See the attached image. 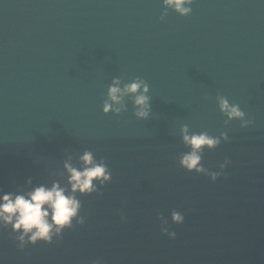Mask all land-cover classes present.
Returning <instances> with one entry per match:
<instances>
[{"label": "water", "instance_id": "1", "mask_svg": "<svg viewBox=\"0 0 264 264\" xmlns=\"http://www.w3.org/2000/svg\"><path fill=\"white\" fill-rule=\"evenodd\" d=\"M0 0V62L264 31V0Z\"/></svg>", "mask_w": 264, "mask_h": 264}, {"label": "clouds", "instance_id": "2", "mask_svg": "<svg viewBox=\"0 0 264 264\" xmlns=\"http://www.w3.org/2000/svg\"><path fill=\"white\" fill-rule=\"evenodd\" d=\"M193 0H161V7L165 10L161 13L163 20L167 10H171L180 17L187 16L191 12ZM121 81L114 79L107 89V100L102 106V113L112 111L118 114L122 110V101L125 96L133 97V115L138 120L146 119L149 115V87L141 79L136 78L120 86ZM120 106V107H117ZM217 108L227 121H239L241 128H246L251 121L245 119V113L241 111L236 103H229L228 99L218 96ZM181 140L190 148L184 153L178 165L188 173L203 174L210 182H215L225 167L229 164L225 160L219 165V171L210 172L200 165L203 149L209 151L215 149L221 140H227V134L221 133L219 138L210 136L207 133H194L189 135L187 127L181 128ZM82 167H72L69 163L64 164L65 172L68 175L67 183L70 185L68 192L58 184L53 183L50 188L38 186L30 192L23 194L4 193L0 194V229H10L17 247L23 250L25 245H34L38 242L50 243L53 238L59 239L65 229L72 227V221L82 224L83 217H78L81 207L80 201L76 198L90 195L97 192V185L103 187L111 180V173L107 166L101 161L96 162L89 151L83 152L80 157ZM95 182V183H94ZM26 183H31L30 180ZM123 220V217L121 218ZM172 224L180 225L184 217L177 211L169 214ZM168 221L161 220V235H167L168 239L175 238V232L169 231Z\"/></svg>", "mask_w": 264, "mask_h": 264}]
</instances>
